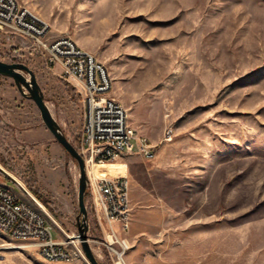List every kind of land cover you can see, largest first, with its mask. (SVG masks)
Here are the masks:
<instances>
[{"label":"rangeland","instance_id":"obj_1","mask_svg":"<svg viewBox=\"0 0 264 264\" xmlns=\"http://www.w3.org/2000/svg\"><path fill=\"white\" fill-rule=\"evenodd\" d=\"M19 1L50 25L51 40L71 36L106 65L111 95L141 134L159 142L174 129L155 157L135 152L105 170L131 185V229L119 232L128 264H264V0ZM0 60L35 72L79 151L83 101L61 67L31 39L3 32ZM0 163L68 233L78 231L77 161L2 74ZM0 180L28 198L1 171ZM86 203L89 234L101 240L90 193ZM2 244L0 264H87L47 260L0 231ZM92 245L114 264L105 245Z\"/></svg>","mask_w":264,"mask_h":264},{"label":"built area","instance_id":"obj_2","mask_svg":"<svg viewBox=\"0 0 264 264\" xmlns=\"http://www.w3.org/2000/svg\"><path fill=\"white\" fill-rule=\"evenodd\" d=\"M0 32L34 41L44 51L47 64L59 65L63 77L78 88L84 114L79 152L85 161L94 214L104 232L101 240L90 233V243L98 241L105 245L114 264H128L129 241L119 232L128 233L132 224L129 178L126 174L99 175L95 166L135 152L153 158L163 141L173 139L174 129H167L159 142L141 134L130 123L124 104L111 95L113 82L106 65L71 36L51 40L50 25L19 0H0ZM54 229L59 232L58 238L53 234ZM0 231L12 239L28 241L47 260H84L78 231L68 233L45 208L1 180ZM4 247L0 245V249Z\"/></svg>","mask_w":264,"mask_h":264},{"label":"water","instance_id":"obj_3","mask_svg":"<svg viewBox=\"0 0 264 264\" xmlns=\"http://www.w3.org/2000/svg\"><path fill=\"white\" fill-rule=\"evenodd\" d=\"M0 74L12 77L19 89V91L33 99L38 106L43 121L49 130L53 133L57 141L63 145L65 150L77 161L79 167V187H78V232L79 238L82 244V249L84 251V261L87 264H103L97 254L94 252L93 247L90 243L91 237L90 232V218L89 209L86 203V196L89 193V181L87 177V171L85 166V161L78 149L73 145V143L68 139L62 126L53 116V113L48 106L44 92L37 80L35 72L25 63L13 62L8 63L0 60ZM0 171L8 178L13 180L19 188L25 193V195L38 206V201L32 196V194L4 167L0 165ZM41 207V206H40Z\"/></svg>","mask_w":264,"mask_h":264},{"label":"bare ground","instance_id":"obj_4","mask_svg":"<svg viewBox=\"0 0 264 264\" xmlns=\"http://www.w3.org/2000/svg\"><path fill=\"white\" fill-rule=\"evenodd\" d=\"M108 163H113V162H104V163H100L98 165L95 166V171L97 172V174L99 175H107L105 173V170L108 167ZM1 165V163H0ZM2 166V165H1ZM3 167V166H2ZM15 176V175H14ZM16 177V176H15ZM17 178V177H16ZM18 179V178H17ZM19 180V179H18ZM20 181V180H19ZM21 182V181H20ZM22 183V182H21Z\"/></svg>","mask_w":264,"mask_h":264},{"label":"trees","instance_id":"obj_5","mask_svg":"<svg viewBox=\"0 0 264 264\" xmlns=\"http://www.w3.org/2000/svg\"><path fill=\"white\" fill-rule=\"evenodd\" d=\"M89 198V197H88ZM99 227L92 225V230L94 231V229H98Z\"/></svg>","mask_w":264,"mask_h":264}]
</instances>
